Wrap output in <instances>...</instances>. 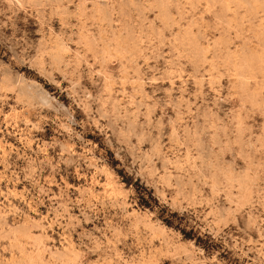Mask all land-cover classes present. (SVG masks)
Listing matches in <instances>:
<instances>
[{"label": "rangeland", "instance_id": "rangeland-1", "mask_svg": "<svg viewBox=\"0 0 264 264\" xmlns=\"http://www.w3.org/2000/svg\"><path fill=\"white\" fill-rule=\"evenodd\" d=\"M262 111L260 0H0V264H264Z\"/></svg>", "mask_w": 264, "mask_h": 264}, {"label": "trees", "instance_id": "trees-1", "mask_svg": "<svg viewBox=\"0 0 264 264\" xmlns=\"http://www.w3.org/2000/svg\"><path fill=\"white\" fill-rule=\"evenodd\" d=\"M129 185V184H128ZM136 189H138V188H136ZM138 193H139V190H138ZM142 201H141V204L143 205V206H148L149 205V203L148 202H146V200L144 199V196H142ZM144 201V202H143ZM155 201H157V200H155ZM164 208V207H163ZM158 217H160L163 221H164V223H166L168 226H173V222L169 219V218H167V217H165L161 212H158ZM182 231V233L184 234V237L185 238H187V239H193L194 241H195V243L197 244V245H200V246H202V247H204V248H207L208 246L205 244V242H203V240H202V238L200 237V236H193L192 234H190L189 232H185L184 230H181ZM195 237V238H194Z\"/></svg>", "mask_w": 264, "mask_h": 264}, {"label": "snow or ice", "instance_id": "snow-or-ice-1", "mask_svg": "<svg viewBox=\"0 0 264 264\" xmlns=\"http://www.w3.org/2000/svg\"><path fill=\"white\" fill-rule=\"evenodd\" d=\"M260 3H261V6L264 7V0H260ZM261 120H264V111H262L260 113V117H259Z\"/></svg>", "mask_w": 264, "mask_h": 264}, {"label": "bare ground", "instance_id": "bare-ground-1", "mask_svg": "<svg viewBox=\"0 0 264 264\" xmlns=\"http://www.w3.org/2000/svg\"><path fill=\"white\" fill-rule=\"evenodd\" d=\"M254 41V40H253ZM258 42V41H257ZM253 58V57H252ZM237 60V59H236ZM240 60V59H239Z\"/></svg>", "mask_w": 264, "mask_h": 264}]
</instances>
